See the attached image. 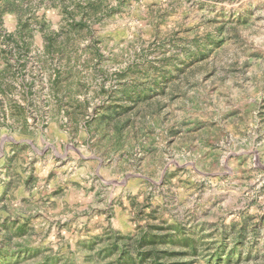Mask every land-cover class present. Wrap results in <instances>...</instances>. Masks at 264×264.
<instances>
[{
    "label": "rangeland",
    "instance_id": "obj_1",
    "mask_svg": "<svg viewBox=\"0 0 264 264\" xmlns=\"http://www.w3.org/2000/svg\"><path fill=\"white\" fill-rule=\"evenodd\" d=\"M147 233L264 264V0H0V264H140Z\"/></svg>",
    "mask_w": 264,
    "mask_h": 264
},
{
    "label": "trees",
    "instance_id": "obj_2",
    "mask_svg": "<svg viewBox=\"0 0 264 264\" xmlns=\"http://www.w3.org/2000/svg\"><path fill=\"white\" fill-rule=\"evenodd\" d=\"M147 235V236H146ZM145 236H142L139 240L136 241L135 243V247L137 248V252H138V261L140 262V264H166L164 263V256L166 252H161L158 248H157V244L156 242H151L152 244H147V240L146 238L149 237L148 233ZM151 246L149 250H145L144 247L147 246ZM125 250L123 252L122 255L124 254H130L131 250H130V246L128 241L125 240ZM123 258H121L122 260ZM133 263H137L136 261Z\"/></svg>",
    "mask_w": 264,
    "mask_h": 264
}]
</instances>
